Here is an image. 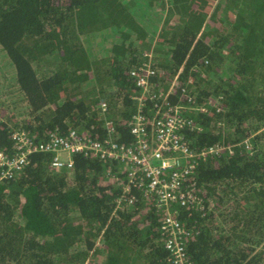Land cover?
Instances as JSON below:
<instances>
[{"label": "trees", "instance_id": "1", "mask_svg": "<svg viewBox=\"0 0 264 264\" xmlns=\"http://www.w3.org/2000/svg\"><path fill=\"white\" fill-rule=\"evenodd\" d=\"M149 53L143 113L173 86L190 149L225 148L195 172L205 209L177 206L187 258L264 264V0H0V151L18 153L14 133L133 145L132 72ZM55 155L0 180V264H174L147 182L116 209L131 165L76 153L57 169ZM236 204L245 217L226 233L218 212Z\"/></svg>", "mask_w": 264, "mask_h": 264}, {"label": "built area", "instance_id": "2", "mask_svg": "<svg viewBox=\"0 0 264 264\" xmlns=\"http://www.w3.org/2000/svg\"><path fill=\"white\" fill-rule=\"evenodd\" d=\"M147 61L138 70L132 72L137 78V86L142 89L136 98L139 110L129 123L130 132L134 138V144L128 147L119 145L112 139L98 142L81 138L75 132L67 137L54 135L46 144H33L25 133H14L18 153L11 159L0 151V167L4 172L0 180L12 177L14 172L21 171L28 163L29 154L35 152H55L52 166L60 169L64 166L72 168L73 154L80 153L85 156L93 155L101 159L119 160L131 165L128 183L122 196L116 203V209L127 201L133 204L135 196L127 197L131 191V184L135 182H147L145 191L156 198L155 206L164 214L162 221L163 234H169L166 248L171 253L174 264H193L187 258L184 238L188 234L181 225L177 216V206L191 207L202 211L205 209L204 201L197 192V180L195 172L200 159L210 156H220L225 149L223 147H208L200 153H195L188 146L179 130L189 126L181 114L178 106H171L168 96L173 94L172 87L163 95L159 104L155 105L154 114L148 118L143 113L145 99L149 96V79L155 74L151 53L145 54ZM153 99V98H151ZM220 109L218 103L212 105ZM208 108L204 107L203 111ZM245 147H252L249 140L244 142ZM230 153L234 150L228 147Z\"/></svg>", "mask_w": 264, "mask_h": 264}, {"label": "rangeland", "instance_id": "3", "mask_svg": "<svg viewBox=\"0 0 264 264\" xmlns=\"http://www.w3.org/2000/svg\"><path fill=\"white\" fill-rule=\"evenodd\" d=\"M244 209L242 205L236 204L230 205L228 208L218 212L220 223H222V229L225 232L227 231L232 234L236 231L235 227H237L245 217L246 212Z\"/></svg>", "mask_w": 264, "mask_h": 264}, {"label": "clouds", "instance_id": "4", "mask_svg": "<svg viewBox=\"0 0 264 264\" xmlns=\"http://www.w3.org/2000/svg\"><path fill=\"white\" fill-rule=\"evenodd\" d=\"M249 140V139H248ZM250 141V140H249Z\"/></svg>", "mask_w": 264, "mask_h": 264}]
</instances>
